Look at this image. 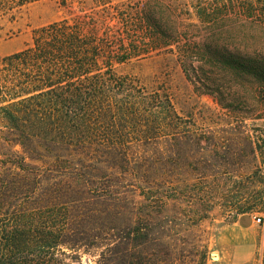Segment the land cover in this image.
<instances>
[{
    "label": "trees",
    "instance_id": "trees-1",
    "mask_svg": "<svg viewBox=\"0 0 264 264\" xmlns=\"http://www.w3.org/2000/svg\"><path fill=\"white\" fill-rule=\"evenodd\" d=\"M43 1L61 17L0 57V264H65L60 248L80 242L68 238L64 194L108 193V180L125 181L135 145L175 130L170 97L148 92L146 79L158 81L170 64L188 80L196 69L203 81L207 71L255 76L221 35L236 24L264 33L240 0H0V20ZM155 64L151 78L132 71ZM44 181L43 195L34 185ZM123 263L145 260L138 252Z\"/></svg>",
    "mask_w": 264,
    "mask_h": 264
},
{
    "label": "rangeland",
    "instance_id": "rangeland-1",
    "mask_svg": "<svg viewBox=\"0 0 264 264\" xmlns=\"http://www.w3.org/2000/svg\"><path fill=\"white\" fill-rule=\"evenodd\" d=\"M240 1L252 3V19L259 17L264 28V0ZM61 15L43 1L13 22L0 20V57L25 49L33 30ZM221 36L230 53L251 59L255 76L247 69L242 78L207 71L203 81L196 69L188 80L173 64L132 70L142 78L161 71L158 81L144 84L170 97L175 130L165 126L135 145L125 181L108 180V193L64 194L74 216L68 238L80 242L60 248L65 264H124L138 252L145 264H264V257L247 261L248 250L239 253V263L214 258L231 253L218 239L223 226L242 213L264 216V33L236 24ZM34 186L43 195L48 188L45 181Z\"/></svg>",
    "mask_w": 264,
    "mask_h": 264
},
{
    "label": "crops",
    "instance_id": "crops-1",
    "mask_svg": "<svg viewBox=\"0 0 264 264\" xmlns=\"http://www.w3.org/2000/svg\"><path fill=\"white\" fill-rule=\"evenodd\" d=\"M261 216L263 223L258 225L254 222V217ZM220 243L231 253H222L221 257L225 262L239 263V253L248 250L246 260H261L264 257V216L258 213H242L231 223L222 227ZM235 261V262H234Z\"/></svg>",
    "mask_w": 264,
    "mask_h": 264
},
{
    "label": "built area",
    "instance_id": "built-area-1",
    "mask_svg": "<svg viewBox=\"0 0 264 264\" xmlns=\"http://www.w3.org/2000/svg\"><path fill=\"white\" fill-rule=\"evenodd\" d=\"M254 222L258 225H261L263 223L262 217L261 216L254 217Z\"/></svg>",
    "mask_w": 264,
    "mask_h": 264
},
{
    "label": "bare ground",
    "instance_id": "bare-ground-1",
    "mask_svg": "<svg viewBox=\"0 0 264 264\" xmlns=\"http://www.w3.org/2000/svg\"><path fill=\"white\" fill-rule=\"evenodd\" d=\"M214 258H216V255L214 256ZM217 260H218V256H217Z\"/></svg>",
    "mask_w": 264,
    "mask_h": 264
},
{
    "label": "water",
    "instance_id": "water-1",
    "mask_svg": "<svg viewBox=\"0 0 264 264\" xmlns=\"http://www.w3.org/2000/svg\"><path fill=\"white\" fill-rule=\"evenodd\" d=\"M216 260H217V255H216Z\"/></svg>",
    "mask_w": 264,
    "mask_h": 264
}]
</instances>
